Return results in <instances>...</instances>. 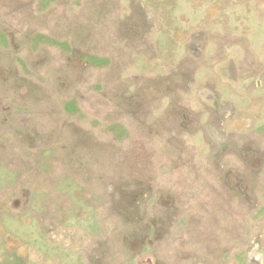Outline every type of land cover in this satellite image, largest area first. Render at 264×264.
Masks as SVG:
<instances>
[{"label":"rangeland","instance_id":"1","mask_svg":"<svg viewBox=\"0 0 264 264\" xmlns=\"http://www.w3.org/2000/svg\"><path fill=\"white\" fill-rule=\"evenodd\" d=\"M0 264H264V0H0Z\"/></svg>","mask_w":264,"mask_h":264}]
</instances>
